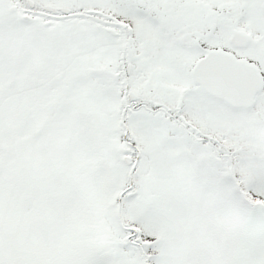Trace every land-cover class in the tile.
Returning a JSON list of instances; mask_svg holds the SVG:
<instances>
[{
  "label": "snow or ice",
  "instance_id": "1",
  "mask_svg": "<svg viewBox=\"0 0 264 264\" xmlns=\"http://www.w3.org/2000/svg\"><path fill=\"white\" fill-rule=\"evenodd\" d=\"M0 264H264V0H0Z\"/></svg>",
  "mask_w": 264,
  "mask_h": 264
}]
</instances>
